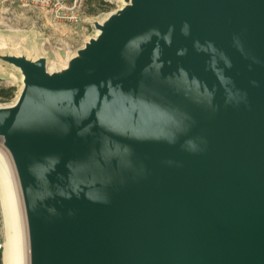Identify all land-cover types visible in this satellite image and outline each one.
Instances as JSON below:
<instances>
[{"label":"water","instance_id":"obj_1","mask_svg":"<svg viewBox=\"0 0 264 264\" xmlns=\"http://www.w3.org/2000/svg\"><path fill=\"white\" fill-rule=\"evenodd\" d=\"M125 1L60 71L8 57L30 264H264V0Z\"/></svg>","mask_w":264,"mask_h":264},{"label":"rangeland","instance_id":"obj_2","mask_svg":"<svg viewBox=\"0 0 264 264\" xmlns=\"http://www.w3.org/2000/svg\"><path fill=\"white\" fill-rule=\"evenodd\" d=\"M126 5L125 0H0V105L16 102L23 86L22 72L8 60L10 55H22L31 60L44 57L48 71H60L78 54L79 49L98 36L97 24L120 12ZM2 90H7V93ZM4 138L1 136L0 152L10 162L18 183L17 197L19 205H22L19 207L25 233L24 251L27 264H30L26 210L22 191L18 189L20 183L16 166L4 146ZM4 219L0 193L2 264L8 236Z\"/></svg>","mask_w":264,"mask_h":264},{"label":"bare ground","instance_id":"obj_3","mask_svg":"<svg viewBox=\"0 0 264 264\" xmlns=\"http://www.w3.org/2000/svg\"><path fill=\"white\" fill-rule=\"evenodd\" d=\"M5 148L8 150L6 146ZM9 163L10 162L6 160L4 158V155H2V153L0 152L1 204L2 209L4 210V221L6 225L5 228L7 229L8 234L7 242L5 244V250L3 253V264H27L28 262L26 261L25 256L26 252L24 251L25 242L23 243L25 233L23 234L24 231L22 226L24 225H22L23 221L21 220L22 218L20 214V207H22V205L20 206L18 203V195L16 189V185H18V183L16 182L17 180L13 175L14 172L11 169ZM18 189L21 188L18 187Z\"/></svg>","mask_w":264,"mask_h":264},{"label":"trees","instance_id":"obj_4","mask_svg":"<svg viewBox=\"0 0 264 264\" xmlns=\"http://www.w3.org/2000/svg\"><path fill=\"white\" fill-rule=\"evenodd\" d=\"M102 1V0H101ZM105 3V2H104ZM10 90V89H9ZM7 90H2L3 93H5ZM7 93V92H6ZM1 251H0V264H2V260H1Z\"/></svg>","mask_w":264,"mask_h":264}]
</instances>
